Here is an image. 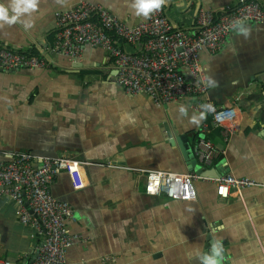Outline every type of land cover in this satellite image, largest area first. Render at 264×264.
Masks as SVG:
<instances>
[{
  "label": "crops",
  "instance_id": "0c3cea01",
  "mask_svg": "<svg viewBox=\"0 0 264 264\" xmlns=\"http://www.w3.org/2000/svg\"><path fill=\"white\" fill-rule=\"evenodd\" d=\"M81 1L103 5L128 25L145 20L134 15L130 0H39L33 27L0 28V45L50 56L55 13ZM171 1L167 16L176 30L191 34L201 9L222 13L240 2ZM256 1L264 7V0ZM184 5L181 17L177 9ZM247 26V36L234 31L220 51L203 49L200 55L207 78L216 81L206 98L237 112L238 129L229 135L208 116L193 125L192 100L157 105L146 95L127 93L117 85L114 60L91 46L84 47L76 68L62 67L64 60L71 62L61 58L47 70L0 71V163L22 153L81 163V189L69 172L60 173L51 188L74 209L77 222L70 224V233L82 238L69 249L68 264H200L190 253L196 245L205 251L209 236L223 241L224 264H264V25ZM183 74L191 80L188 71ZM205 124L220 155L211 166L195 155L192 171L178 139L187 137L196 153ZM197 171L193 201L146 194L145 176L151 172ZM225 174L255 184L223 199L214 181ZM41 242L36 228L20 223L15 204L0 197V258L26 264L25 257L34 259Z\"/></svg>",
  "mask_w": 264,
  "mask_h": 264
},
{
  "label": "built area",
  "instance_id": "2783aa9c",
  "mask_svg": "<svg viewBox=\"0 0 264 264\" xmlns=\"http://www.w3.org/2000/svg\"><path fill=\"white\" fill-rule=\"evenodd\" d=\"M264 25V7L256 0H240L237 7H227L222 13L201 9L197 15L194 34L178 31L170 22L165 8L143 22L128 25L103 5L81 1L66 11L55 13L56 41L53 53L71 63L82 60L83 49L91 46L101 49L114 60L118 71L117 85L132 95H146L157 105L192 100L193 111L199 113L208 104L205 116L211 125L222 128L229 135L238 129L235 108H225L210 102L207 74L201 63V51L221 50L234 32L235 20ZM128 47L138 48V52ZM55 63L48 55L36 56L8 49L0 45V71L47 70ZM188 71L191 80L183 74ZM206 98V100H204ZM208 124L196 146V156L204 166H211L220 151L207 138ZM69 172L74 187H83L81 163L74 159H38L28 153L13 154L0 163V197L15 204L23 226H33L41 239L36 257L26 256V264H68L67 253L82 240L70 233L69 226L77 222L74 209L56 199L51 191L58 175ZM146 194L165 195L170 200L193 201L197 198L195 183L199 176L151 172L145 176ZM217 194L227 199L233 191L254 186L246 178L225 174L214 181ZM105 262L114 263L109 258ZM0 264H13L0 258Z\"/></svg>",
  "mask_w": 264,
  "mask_h": 264
},
{
  "label": "clouds",
  "instance_id": "9594fccd",
  "mask_svg": "<svg viewBox=\"0 0 264 264\" xmlns=\"http://www.w3.org/2000/svg\"><path fill=\"white\" fill-rule=\"evenodd\" d=\"M166 0H130L129 7L137 17L148 18L157 11H160ZM39 0H0V28L4 26H14L20 24L25 30L33 27V20L31 19L33 13L38 10ZM232 30L237 35L247 36L249 28L247 23L242 20H235L232 23ZM208 87H215L216 81L208 76ZM210 110L208 104L204 105V110L199 113L191 115V123L199 125L204 119L206 113ZM178 111L181 115H185L187 109L185 106L180 105ZM223 241H217L215 238L211 241V246L207 251H203L199 245L190 253L192 260L198 259L200 264H223L224 253Z\"/></svg>",
  "mask_w": 264,
  "mask_h": 264
},
{
  "label": "water",
  "instance_id": "95a60500",
  "mask_svg": "<svg viewBox=\"0 0 264 264\" xmlns=\"http://www.w3.org/2000/svg\"><path fill=\"white\" fill-rule=\"evenodd\" d=\"M166 1L168 2V9L166 11V14H167V12L170 10V8L172 7L173 4H172V1L171 0H166ZM185 6L186 5H184L183 7H180V8L177 9V12L179 11V14L181 15V17L185 15V13L183 12L184 10H186V7ZM169 20L172 23V21H171L170 18H169ZM50 56L52 57V60L54 59L53 60L54 63H56L55 61H59V59H61V58L57 57L56 54H54V53H52ZM61 64H62V67H64L65 69L76 68V63H74L75 65L72 64V63H66L65 60ZM79 67H82V65H79ZM178 143H179V145L181 147V150L183 152L184 157L189 160V162H188V164L190 166L189 169L192 170V171L195 170L197 168L196 166H197L198 160H197V158L195 156L196 153H194L193 148L191 147V145L189 144V142L187 140V137H185V136L179 137ZM172 144L174 145V143H172ZM196 174H198V171H197ZM222 176L223 175H220L219 178H221ZM211 241H212V237L209 236V238H208V247L206 248L205 251H207L210 248ZM226 257H227V255L225 254V258Z\"/></svg>",
  "mask_w": 264,
  "mask_h": 264
},
{
  "label": "trees",
  "instance_id": "16d2710c",
  "mask_svg": "<svg viewBox=\"0 0 264 264\" xmlns=\"http://www.w3.org/2000/svg\"><path fill=\"white\" fill-rule=\"evenodd\" d=\"M33 55L39 56L40 54L38 52L32 53Z\"/></svg>",
  "mask_w": 264,
  "mask_h": 264
}]
</instances>
